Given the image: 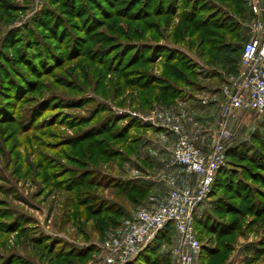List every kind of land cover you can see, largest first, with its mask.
I'll list each match as a JSON object with an SVG mask.
<instances>
[{
	"label": "rangeland",
	"instance_id": "1",
	"mask_svg": "<svg viewBox=\"0 0 264 264\" xmlns=\"http://www.w3.org/2000/svg\"><path fill=\"white\" fill-rule=\"evenodd\" d=\"M78 1L82 2V11L77 9ZM78 1L74 0L72 7L66 10L63 0H0V258L13 253L29 259L33 264H48V257L39 261L40 250L19 243L16 233H7L12 230L10 220L20 217V222L22 218L29 221L30 234H44L64 241L63 249H68L70 245L77 248L94 246L97 252L85 264H103L102 244L128 231L132 213L139 209L118 198L112 188L114 184L139 175L141 177L138 179L143 182L156 180L162 197L172 189H180L181 183L177 180L178 176H182L183 168L172 163L175 136L170 128L178 125L185 131L190 126L191 129L201 125L207 127L209 122L206 125L207 120L200 119L203 108H200L199 99L208 97V101L213 102L215 98L220 100L222 87L240 74V59L235 74L230 75L221 63L209 64L201 58L195 46L198 37L192 41L186 38L184 43H180L182 36L177 31L185 28L186 24L181 22L178 15L173 17L172 26L166 29L163 28L166 19H159V32L163 33L161 39L144 33L142 40H139V36L127 30L128 25H136L131 23L133 17H129V14L135 15L137 8L130 11V6L124 12L120 9L130 0H94L102 6L103 11H96V6L90 0ZM198 1L201 4L204 0ZM207 1L215 12L221 11L228 16L229 20L224 18V21L238 34L234 43L240 49L248 39L252 19L249 12L251 0L231 3L230 8L238 7L241 15L226 9L221 0ZM86 11L97 22H92L90 16L88 19L91 22L87 21L86 16L82 15ZM181 12L182 9L179 14ZM154 20L158 19L155 17ZM61 28H64L63 32ZM156 40L161 50L170 48V55L173 53L175 56L176 51L197 66L195 76L188 70L190 67L180 69L189 81L194 82L192 86L175 82L168 76L170 74L164 69L167 62L164 56H159L160 50L151 54L141 48L142 43L149 44ZM137 74L140 76L137 77ZM142 74L157 79L167 78V83L175 92L180 89L184 97L166 108L157 104L158 94L140 92L148 96V100L144 101L134 87L143 78ZM14 75V81L8 82L9 76ZM190 98L193 105L186 114L180 108L184 103L180 102ZM193 114L198 116L197 120L192 118ZM111 117H114L117 127L126 126L130 121H135L140 127H134L124 139L126 141H111L108 135L97 137L96 140L106 138L110 142V154L116 153L115 150L123 151V158L115 156L108 159L96 155L92 163L83 165L87 166V174L93 173L95 184L100 182V186L106 183L111 186L106 189L90 188L92 195L116 202L128 212V216L118 228L105 234L96 231L92 222L78 230L64 219L66 193L56 189L52 185L53 180L50 185L43 179L56 174L67 186L69 178L83 168L70 156L77 157L86 143L76 147L71 144H77V139L87 136L85 133L88 129L97 127L101 121ZM213 119L217 122L218 114H214ZM227 128L232 136L224 141L226 151L230 147L239 148L233 156H226L225 165L220 168L227 174L223 182L230 180L233 186L238 181L243 192L245 187H249L257 190L258 195L264 194L263 183L256 182L257 176L264 177V172L247 162L249 157L264 159V114L236 111L232 113ZM128 141H138L139 145L129 147L126 145ZM150 149L165 161L166 166L151 170L145 164V161L150 162L144 157ZM145 169L149 171L143 176L139 171L144 170L145 173ZM228 188L217 189L215 196L209 195L198 207L194 219L198 221L203 217L205 225L215 229L217 225L224 226V223L237 220L236 215L214 212L213 209L216 198L228 200L231 196ZM158 201L160 203L162 200ZM233 204L239 205L241 201L236 200ZM238 221L237 231L222 240L231 242L230 251L224 252L226 255L222 264H264V216L256 219L254 215L246 213ZM201 228H196L200 232V245H215L217 236ZM208 238H211V243H208ZM54 247L58 250L60 245ZM176 247V235L173 234L172 241L164 243L152 260L168 253V264H176ZM137 256L122 264H141Z\"/></svg>",
	"mask_w": 264,
	"mask_h": 264
},
{
	"label": "trees",
	"instance_id": "2",
	"mask_svg": "<svg viewBox=\"0 0 264 264\" xmlns=\"http://www.w3.org/2000/svg\"><path fill=\"white\" fill-rule=\"evenodd\" d=\"M73 1L74 0H63L66 10L72 7ZM90 1L93 5L96 6V11H103L102 6L95 3L94 0ZM181 1L182 0H138L135 2V0H130V2L126 4V6L120 8L123 9V11L120 9L118 11L124 12V10H126V8L130 6V11L132 10V8H137V10H135V15L129 14V17H133L130 20L131 23H136V25H128L127 30L130 33L134 34L136 37L139 36V40H142L144 33H150L154 35L157 40L161 39L163 33L162 31L159 32V28H161V21L159 19H166L163 25V28L166 29L172 26L173 17H175V15H178L181 22L186 24L185 28L178 29L177 31V34H180L179 36H182V40L180 43H184L186 41V38L191 39L192 41L194 38L196 39L198 37L195 46L199 51V56L201 58H204L205 61L209 64L214 63V65H218L221 63L222 67L226 69L230 75L235 74L236 66L243 50V45L247 40L239 49V46L234 43V39L238 38V34L235 33L229 26H227L226 20L224 21V18L228 19V16L226 17L225 14L221 11L215 12V9L212 8L210 4H208L207 0H204L203 2H201V4L198 0H185L183 2ZM235 1L236 0H221L220 3L223 4L226 9L229 8L231 9V11L237 13L238 15H241V11L238 9V7L230 8L231 3ZM102 3H105V1H102ZM182 5H184V7L181 8ZM82 8V2H79L77 9L82 11ZM180 9H182L181 14H179ZM200 13L206 14L203 17H199L198 15ZM82 15H84V17L86 16L87 19L90 16L88 11H86ZM155 17L158 20L155 21ZM94 18L95 17L93 16L91 17L92 22H97V20L95 21ZM87 21L91 22V20L89 19ZM87 21L86 23H88ZM61 29L63 32L64 28ZM125 32L127 31L125 30ZM168 37L166 38V41L169 40ZM157 40L150 41L149 44L142 43L141 48L147 49V51H149L151 54L160 50L159 56H164L165 61L167 62L164 69L170 74L168 76L175 82L177 81L187 86H192L194 82L192 80L189 81L187 76L185 75V72L181 71L180 69H187L188 67H190V69L188 68V70H191V75L195 76L194 73H196L195 71L197 69V66L194 63L189 62L185 58V56L176 51L174 52L177 58H174L175 56L173 53L170 55V53L172 52L170 48H164L161 50V47H158L157 45ZM192 44L190 49H192ZM174 62H176L177 64H174ZM139 76L140 74H137V77ZM15 77V75L14 77L9 76L8 82L14 81ZM167 80V78L157 79L154 76L148 77L146 75H143V78L137 84H134V87L137 89L139 93L138 95L142 96L144 101L148 100V96L141 95L144 92L148 94H158L159 101L157 104L164 105L166 106V108H168L170 106H173L177 99L183 98L184 95L179 92L180 89L175 92L173 87L169 83H167ZM8 84L10 85V83ZM111 119L112 117L104 119L97 127L88 129L85 133V135L87 136L83 137L82 139H77V144H71L76 147L78 145L86 143L80 148L81 151L78 152L77 157L70 156L71 159L75 160V163H79L78 165L83 168L81 172L75 173L72 177L69 178L67 182L65 181L68 184L67 186L64 185L60 177L55 176L56 174L45 176V178L43 179L44 182H48L50 185L51 181L53 180L54 184L52 185L56 189L64 191L66 193L63 202L64 219L71 222L74 226H76L78 230H81L85 224L92 222V225L96 229V231L105 234L109 230L118 228L128 216V212L116 202L108 200L97 194L92 195L90 188L98 187L106 189L111 186H109L107 183L103 186H100V182H97V184H95L93 173L87 174V166L83 165L90 162L92 163L96 155L108 159L116 158L115 156L123 158V151L117 152V150H115L116 153L119 154L113 152H111L110 154V142L106 138L96 140L97 137L108 135L107 138H109L111 141H126L124 139H127V136L131 132V130L134 129V127H136V129H139L140 127L135 123V121H130L126 126L117 127L113 121L114 117L112 120ZM126 145L129 147H133L136 145L138 146L139 144L138 141H128ZM238 148H228L226 151V156H233ZM126 160L127 159H125V161ZM247 162L252 166H258L257 168L264 172V159L263 161H261L259 157H249L247 158ZM225 174L226 173H223V169H220L217 172V175L212 184V191L210 196H215V191L217 189L222 190L225 187L230 188L229 193L231 194V196L228 198V200L223 199V197L216 198L213 201L214 212L222 211L223 213L228 215L233 214L236 215L238 219L239 217H243L244 215H246V213L254 215L256 219L262 218L264 216V194L258 195V192H256L257 190L255 191V189H251L249 187H245L243 192V188L240 189L241 183L238 181L233 186L230 185V180L224 183L223 179H227V174L225 176L226 178L223 177V175ZM257 177L258 180L256 179V182H262L264 186V177H261V175L260 177ZM112 188L115 189L116 194L119 196L118 198L125 199L134 207L140 206L142 203L149 201L151 196L154 194L153 183H147L137 179L124 181L119 180L114 184ZM217 194L218 192H216V195ZM233 197L237 198L236 200L241 201V204H233L234 201H236ZM254 197H256V199H254ZM238 219H234L229 223H224V226L217 225V229H215L214 227H207L205 225V218L203 217H201L198 221L194 219L193 225L197 239L200 233L196 229L198 226L202 227V231L212 233V235H216L218 238L217 243L213 246H201V250L198 253L197 257V264H214L215 262H218V264H222V262L225 260L226 255L224 254V252L227 251L228 253V251H230L229 247L231 245V242H223L222 240L225 237H231V235L237 231L239 226ZM19 220L20 217L10 220V223L12 224H8L7 227L9 225L12 226V230H8L7 233H16V239L19 243L29 244L30 246H33L36 249L40 250L41 254L38 255L39 261H43L48 257V264H85L93 257L92 255L97 252L96 248L92 245L81 248L70 245L68 249H63L65 245L64 241L49 238L44 234H30V231H28L29 228L27 226L29 224V221L24 218H22L21 222ZM173 234H175L173 226L171 224H167L138 254L137 261L141 264H168V262L170 261L168 253L165 254L162 258L157 257L153 260L152 258L156 255L157 251L160 250L161 246L164 243H169L172 241ZM207 241L208 243H211L212 240L211 238H208ZM55 245H60V248L56 250V248L54 247ZM0 264L33 263L25 257L11 253L6 257L0 258Z\"/></svg>",
	"mask_w": 264,
	"mask_h": 264
},
{
	"label": "built area",
	"instance_id": "3",
	"mask_svg": "<svg viewBox=\"0 0 264 264\" xmlns=\"http://www.w3.org/2000/svg\"><path fill=\"white\" fill-rule=\"evenodd\" d=\"M248 39L240 57V74L222 87L223 99L218 108V121L209 153L202 154L187 138L181 127L170 131L175 136L172 163L187 174L197 176L191 188L172 189L165 201L156 207L136 212V225L102 244L103 264L124 263L136 257L167 224L178 236L174 251L176 264H195L194 254L201 248L194 230V216L198 207L208 199L217 172L225 165L224 141L232 134L227 123L236 111L264 114V0H251ZM206 105L208 101L200 102Z\"/></svg>",
	"mask_w": 264,
	"mask_h": 264
},
{
	"label": "crops",
	"instance_id": "4",
	"mask_svg": "<svg viewBox=\"0 0 264 264\" xmlns=\"http://www.w3.org/2000/svg\"><path fill=\"white\" fill-rule=\"evenodd\" d=\"M220 100L218 99H214V101H208V97L207 98H203L201 97L199 100L201 101L202 99H206L208 101V103L206 105H202L200 102V105L201 107L200 108H203V111L201 112L200 115L201 118L203 121L206 122V125L207 127L205 126V128L201 126H194L193 129H191V126H190V129L189 128H186V130L184 131L182 128V131L186 134L188 140L196 147L198 148L202 154H207L209 153V151L211 150V147H212V140H213V136H214V133H215V129H216V119H213L214 118V114H218V108H219V105H220V102L222 101V94H220ZM196 96H194L193 98H195ZM179 103V102H177ZM181 103H184L182 104L183 106H180V108H182L183 111L186 112V114L189 113L190 111V106H192L193 104V100L190 98L188 100H183V102H180ZM198 103V102H197ZM196 103V104H197ZM179 108V107H178ZM193 109V108H192ZM192 109H191V112H192ZM194 120H197L198 116L195 114H193V117H192ZM194 124H195V121H194ZM181 127V126H180ZM147 147V146H146ZM144 157H147L149 159L150 162L148 161H145V164L149 165L150 169L153 170V169H158L159 167H162V166H166L165 165V161L164 160H161L158 158V156H156V154H153L152 153V150L150 149V151L144 155ZM144 169V167H142ZM139 171V170H138ZM149 170H146L145 169V173L144 170L143 172L142 171H139L141 172V174H143V176L146 175V173H148ZM183 174H181L182 176H178V180L181 185H180V189H184V188H191L195 185L196 183V180H197V176L196 175H193V174H187L184 170L182 172ZM185 173V174H184ZM151 175V174H150ZM136 178L134 179H137L139 180L138 178L141 177V176H135ZM149 178V176L147 177ZM150 178H152L150 176ZM177 178V177H176ZM133 179V178H132ZM129 180V178H128ZM159 180V179H158ZM157 180V181H158ZM150 183H153L154 185V194L151 196L150 200L145 202V203H142L140 206H137V207H134V208H153V207H156L158 204L162 203L163 201H165L168 193L170 191H168L167 195L165 197H162L160 195V192L159 189H158V186L156 185V180L155 181H152ZM158 200H162L160 203H158L159 201ZM138 209V210H139ZM137 210V211H138ZM136 211V212H137ZM136 212L133 214L132 213V218L130 220V222L128 223L129 225V230L132 229L135 225H136ZM128 230V231H129ZM127 232V230L124 231V233ZM123 234V232H122ZM176 235V244L178 243V236L177 234L175 233ZM197 257H198V254H194V258H195V264H197Z\"/></svg>",
	"mask_w": 264,
	"mask_h": 264
}]
</instances>
